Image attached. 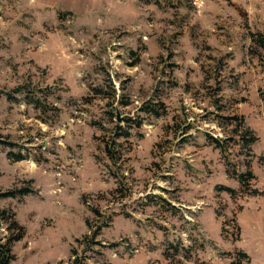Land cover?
<instances>
[{"label":"rangeland","instance_id":"rangeland-1","mask_svg":"<svg viewBox=\"0 0 264 264\" xmlns=\"http://www.w3.org/2000/svg\"><path fill=\"white\" fill-rule=\"evenodd\" d=\"M252 34L264 0H0V192L29 190L0 198L10 264H264Z\"/></svg>","mask_w":264,"mask_h":264},{"label":"trees","instance_id":"trees-1","mask_svg":"<svg viewBox=\"0 0 264 264\" xmlns=\"http://www.w3.org/2000/svg\"><path fill=\"white\" fill-rule=\"evenodd\" d=\"M251 39L252 41H256L257 43H259V45L264 46V38L261 35L252 34ZM145 110L152 111V113L154 114L158 113L157 111L151 109L147 110L145 108ZM234 118L238 119L236 116ZM239 123H242V117L239 118ZM246 132H248L250 136L249 137L243 136L242 139L244 140L243 145L245 147L247 146L248 148L249 145L252 142H254L257 138L254 135H252L251 131L248 128H246ZM208 137L211 143L214 144V146L221 147L220 139L213 136H208ZM233 174L235 175L236 179L238 180L241 186H244L248 190H250L249 193L252 194L259 193V191L256 188H252V189L249 188L248 181L254 179V174L249 169V164H247V169L244 172H239V173L234 172ZM224 189L230 194H233L235 192L233 188L226 187ZM27 192H29V190H20V189L0 192V198L15 197L16 195H22ZM1 232H3V234ZM23 233H24V229L14 218V214L5 209H0V264H10V261L13 259V254L11 253V245L13 242L19 240L23 236ZM169 246H172V244H169ZM237 255L239 259L236 262L231 261L229 264H242V262L243 264H248L250 262L249 255L246 252L239 251ZM66 264H73V262L71 261L70 263H66Z\"/></svg>","mask_w":264,"mask_h":264},{"label":"water","instance_id":"water-1","mask_svg":"<svg viewBox=\"0 0 264 264\" xmlns=\"http://www.w3.org/2000/svg\"><path fill=\"white\" fill-rule=\"evenodd\" d=\"M117 118L119 119V116H118V114H117Z\"/></svg>","mask_w":264,"mask_h":264}]
</instances>
